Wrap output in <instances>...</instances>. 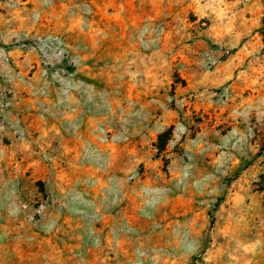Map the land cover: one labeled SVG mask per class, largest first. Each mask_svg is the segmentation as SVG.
<instances>
[{"label": "rangeland", "instance_id": "1", "mask_svg": "<svg viewBox=\"0 0 264 264\" xmlns=\"http://www.w3.org/2000/svg\"><path fill=\"white\" fill-rule=\"evenodd\" d=\"M182 2L0 0V264H264V0Z\"/></svg>", "mask_w": 264, "mask_h": 264}, {"label": "crops", "instance_id": "2", "mask_svg": "<svg viewBox=\"0 0 264 264\" xmlns=\"http://www.w3.org/2000/svg\"><path fill=\"white\" fill-rule=\"evenodd\" d=\"M182 11L183 15L179 16L180 22L184 23L186 20L188 21V25L196 23L199 19H197V15L201 16V13L205 11L210 5V0L198 1L197 0H183L182 2ZM192 14V15H191ZM176 17H173L175 19ZM264 226V222H263Z\"/></svg>", "mask_w": 264, "mask_h": 264}, {"label": "trees", "instance_id": "3", "mask_svg": "<svg viewBox=\"0 0 264 264\" xmlns=\"http://www.w3.org/2000/svg\"><path fill=\"white\" fill-rule=\"evenodd\" d=\"M168 132H165V133H163L162 135L160 134L159 136H158V144H159V149H162L163 148V145H164V143H165V140L166 139H168Z\"/></svg>", "mask_w": 264, "mask_h": 264}]
</instances>
